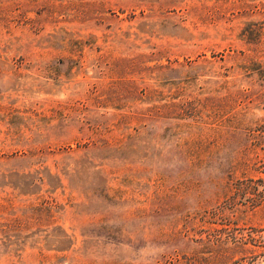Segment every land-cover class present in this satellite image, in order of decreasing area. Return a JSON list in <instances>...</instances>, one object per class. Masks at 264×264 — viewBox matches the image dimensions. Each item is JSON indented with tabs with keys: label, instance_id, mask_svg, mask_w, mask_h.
<instances>
[{
	"label": "rangeland",
	"instance_id": "1",
	"mask_svg": "<svg viewBox=\"0 0 264 264\" xmlns=\"http://www.w3.org/2000/svg\"><path fill=\"white\" fill-rule=\"evenodd\" d=\"M262 124L264 0H0V264H264Z\"/></svg>",
	"mask_w": 264,
	"mask_h": 264
},
{
	"label": "trees",
	"instance_id": "2",
	"mask_svg": "<svg viewBox=\"0 0 264 264\" xmlns=\"http://www.w3.org/2000/svg\"><path fill=\"white\" fill-rule=\"evenodd\" d=\"M144 94L146 95L147 99H152L155 96V92L146 88ZM162 108L154 106L151 108H148L145 113L142 115V122L143 127L146 129V133L151 134V132L154 133V138L152 141H156L155 139L158 135V131L163 129V126L165 122L169 119V117L165 114L162 113ZM257 132V138L259 142L264 143V124L259 126L256 130ZM254 136V135H253ZM264 150L263 148H261ZM245 154L243 156L244 159L248 158V153L249 151L245 150ZM210 160L212 161L214 158L217 157V154L210 156ZM196 162H202L201 160H197ZM67 167V166H63ZM46 184L49 186L50 189H56L57 186H60L62 184L61 177L57 174H52L50 171H47V177H46ZM37 181H39V184L43 185V179L40 180H35V179H30L28 175H22L19 180H15L14 182H8L10 184V187L13 190H19L20 192H26L28 190H31V188H35L37 185ZM219 185L223 186L222 190L225 192H228L231 190V183L227 182L225 185L223 182H221ZM216 186H218L216 184ZM220 188V186H219Z\"/></svg>",
	"mask_w": 264,
	"mask_h": 264
}]
</instances>
